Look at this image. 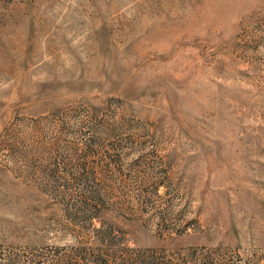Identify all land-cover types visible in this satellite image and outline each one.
Returning a JSON list of instances; mask_svg holds the SVG:
<instances>
[{
    "label": "rangeland",
    "instance_id": "obj_1",
    "mask_svg": "<svg viewBox=\"0 0 264 264\" xmlns=\"http://www.w3.org/2000/svg\"><path fill=\"white\" fill-rule=\"evenodd\" d=\"M264 264V0H0V264Z\"/></svg>",
    "mask_w": 264,
    "mask_h": 264
},
{
    "label": "trees",
    "instance_id": "obj_2",
    "mask_svg": "<svg viewBox=\"0 0 264 264\" xmlns=\"http://www.w3.org/2000/svg\"><path fill=\"white\" fill-rule=\"evenodd\" d=\"M121 254L128 264H170L168 261H157L156 253L160 251L154 249L136 250L133 248L123 247L120 249Z\"/></svg>",
    "mask_w": 264,
    "mask_h": 264
}]
</instances>
